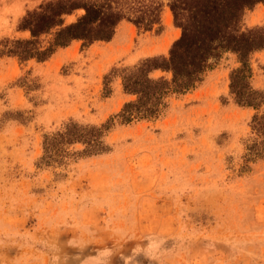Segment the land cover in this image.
Masks as SVG:
<instances>
[{
  "label": "rangeland",
  "instance_id": "rangeland-1",
  "mask_svg": "<svg viewBox=\"0 0 264 264\" xmlns=\"http://www.w3.org/2000/svg\"><path fill=\"white\" fill-rule=\"evenodd\" d=\"M44 1L0 0V40L29 37L17 25ZM262 25L257 4L243 26ZM132 26L117 31L129 54L164 30ZM101 53L0 55V264H264V158H247L264 102L234 103L233 53L211 60L194 89L168 97L158 118H115L106 151L87 155L76 142L59 160L41 159L45 136L69 122L100 125L135 98H125L118 73L142 58L110 65ZM251 67L252 87L264 92V49Z\"/></svg>",
  "mask_w": 264,
  "mask_h": 264
},
{
  "label": "trees",
  "instance_id": "trees-1",
  "mask_svg": "<svg viewBox=\"0 0 264 264\" xmlns=\"http://www.w3.org/2000/svg\"><path fill=\"white\" fill-rule=\"evenodd\" d=\"M264 0H46L26 11L17 30L28 31L27 38H2L0 55L20 62L49 60L60 48L73 41L83 50L96 41H110L122 21L140 32L157 26L162 29V14L167 6L179 36L167 54H155L119 70L122 90L134 95L121 110L100 125L69 122L64 129L43 142L46 162L69 154L67 145L81 142L87 155L106 151L103 135L112 125L156 119L167 106L171 95L194 89L204 73L225 52L235 54L238 65L229 74V91L238 106L257 109L264 102V92L253 88L251 56L264 49V25L244 27L247 11ZM81 11L80 13H77ZM76 14L73 21L65 17ZM116 69H113L115 71ZM156 71L169 73L155 77ZM107 78V77H106ZM250 126L255 133L248 146V159L264 158V113L253 114Z\"/></svg>",
  "mask_w": 264,
  "mask_h": 264
},
{
  "label": "crops",
  "instance_id": "crops-1",
  "mask_svg": "<svg viewBox=\"0 0 264 264\" xmlns=\"http://www.w3.org/2000/svg\"><path fill=\"white\" fill-rule=\"evenodd\" d=\"M122 23H126L127 25L132 26L133 24L127 22V21H122L118 27L116 28V32L112 39L110 41H96L92 43L90 46L86 47L88 49V52L93 54V52L100 51L102 52L100 55H98L99 59H102L104 62H110V65H113L115 63H123V64H131L134 63L135 60L147 57V56H152L155 54H165L167 50H162L163 44L165 39L168 37V35H174L175 31L179 30L178 36L180 34V29L176 26H174L172 22V27H168L163 23L162 21V34L158 36L157 41L151 42L150 44H145L142 43L140 46H138L134 51H131L130 54L127 53V43L126 42H121V35L118 31L119 26H121ZM136 29V27L134 26ZM150 32V31H146ZM177 37L174 35L172 37L173 39H176ZM171 40V41H172ZM78 41H73L69 46L60 48L56 54L60 51V54L62 56L69 54L70 52H73L75 49L77 51H83L76 45ZM171 45V44H170ZM131 58H134V61H130ZM126 99L131 98L132 95L129 94H124Z\"/></svg>",
  "mask_w": 264,
  "mask_h": 264
},
{
  "label": "bare ground",
  "instance_id": "bare-ground-1",
  "mask_svg": "<svg viewBox=\"0 0 264 264\" xmlns=\"http://www.w3.org/2000/svg\"><path fill=\"white\" fill-rule=\"evenodd\" d=\"M163 15H164V21H165L167 24L171 25V24H172V14H171L170 9H167V11H165ZM132 27H133V26H132ZM133 28H134V27H133ZM177 33H179V32H177ZM177 33H176V36H178ZM174 34H175V33H174ZM169 37H171V36L169 35ZM170 43H171V42H170V39L168 38V39H167V42H166V44H165V45H166V47H165L166 49L169 47ZM163 45H164V44H163ZM165 48H164V49H165Z\"/></svg>",
  "mask_w": 264,
  "mask_h": 264
}]
</instances>
